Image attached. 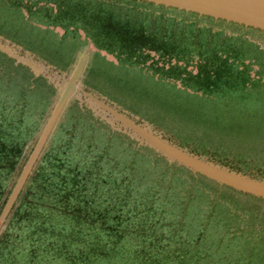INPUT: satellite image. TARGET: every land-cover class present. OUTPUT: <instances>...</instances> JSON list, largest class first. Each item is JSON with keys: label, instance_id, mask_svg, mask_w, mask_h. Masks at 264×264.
Here are the masks:
<instances>
[{"label": "water", "instance_id": "1", "mask_svg": "<svg viewBox=\"0 0 264 264\" xmlns=\"http://www.w3.org/2000/svg\"><path fill=\"white\" fill-rule=\"evenodd\" d=\"M0 51L197 219L212 264H264V0H0Z\"/></svg>", "mask_w": 264, "mask_h": 264}, {"label": "trees", "instance_id": "2", "mask_svg": "<svg viewBox=\"0 0 264 264\" xmlns=\"http://www.w3.org/2000/svg\"><path fill=\"white\" fill-rule=\"evenodd\" d=\"M0 56L7 60L10 69L22 70L26 74V79L24 77L23 81L36 83L40 80L50 91L51 89L55 90L44 77H34L27 66L21 63L15 64L14 59L1 51ZM20 86L23 90H20ZM22 92H25L23 82L22 84L18 83L12 77L0 74V205L2 199L9 193L7 188L31 157L35 148L33 140L36 139L41 127L40 122L45 115L44 112L31 114L34 120H31L30 116L29 118L25 117L30 113L27 111L26 114L23 113L24 103L27 100ZM75 104L77 107L79 106L77 103ZM78 108L79 115H85V112L90 114L86 108ZM25 118L26 124L21 121ZM89 120L94 119L90 116ZM93 122V128L95 124L99 126L97 122ZM64 128L66 127L63 125L59 129ZM106 132L107 136H111L109 130L106 129ZM115 135H120V133L115 132ZM122 136L135 143L125 135ZM60 148V143L54 144L52 141L44 150V155L29 178L24 192L17 195V207L9 214V228L13 224L24 223L23 229L27 234L38 237L39 240L53 239L56 250H60L70 264H101L103 260L113 257L115 251L120 248L122 251L123 246L140 251L150 263L158 262L157 264H159L166 259L168 262L172 259L170 263L187 264L180 250H178L180 255L177 250L173 253L165 250L167 249L166 245L172 241L166 239V236L162 237L160 233L150 229L144 231L141 229L144 226L141 227V225L137 229L127 228L121 218L119 219L120 216L117 215L125 212L119 210L121 207L118 199L119 193L115 192L116 190H113L115 194L110 191V194L107 195L108 199L100 202L97 189L101 181L97 180L99 173L95 166L93 171L89 170L85 173L82 170L83 159L76 157L75 154H71L69 157L62 156L63 158L60 159L58 158L60 156L57 157V150ZM141 149L145 148L137 147L136 151ZM154 155L156 156V153ZM155 156L153 158L157 163L163 162L164 159L161 158L162 161H157ZM165 165L169 166L166 168L168 170L176 167L175 164L167 162ZM63 169L67 170L66 176ZM190 176L194 179L191 173ZM198 178L202 181L206 179L202 175H199ZM209 181L211 182V180ZM89 182L95 187L89 185ZM174 244L180 245V243ZM31 249H33L31 252L34 253L37 246L32 245Z\"/></svg>", "mask_w": 264, "mask_h": 264}, {"label": "rangeland", "instance_id": "3", "mask_svg": "<svg viewBox=\"0 0 264 264\" xmlns=\"http://www.w3.org/2000/svg\"><path fill=\"white\" fill-rule=\"evenodd\" d=\"M0 74L10 76L18 83L22 84L23 82L25 92L22 94L27 100V104L24 103L23 113L26 114V111L30 113L25 117L29 118L30 116L31 120H34L31 114L45 113L44 119L40 122L41 127L35 137L36 139L33 140L35 145L39 138L46 133V128L50 127L49 133L43 138L41 150L30 169L25 176H23V172L26 165L20 169L7 188L9 193L2 199L0 212L9 195L12 194L22 178L23 182L16 195L24 192L29 178L33 175L44 155V150L53 141L54 144H61V148L57 150V157L60 156L58 158L75 154L76 157L83 159L82 170L85 173L89 170L93 171L95 166L99 173L97 180L101 181L97 189L100 202L108 199L107 195L110 194V191L116 190L115 192L119 193L118 199L121 206L119 210L125 212L117 215L120 216L119 219L121 218L127 228L137 229L141 225V227L144 226L141 228L144 231L150 229L160 233L162 237L166 236V239L172 241L166 245L167 249L165 250L171 251L170 253L176 250L178 253L180 250L187 264H212L210 237L204 227L148 171L109 139L79 119L63 102H60L55 92L50 91L40 80L36 83L23 81L24 77L26 79V74L22 70L10 69V65L3 56H0ZM21 89L22 86H20ZM21 121L26 124V118ZM63 125L66 128L59 129ZM62 171L66 176L67 170L63 169ZM124 180L128 181L124 182ZM89 185L93 186L91 183ZM16 200L17 196L1 224L0 264H70L60 250H56L53 239L39 240L38 237L27 234L23 229L24 223L13 224L9 228V214L17 207ZM174 243H180V245L177 246ZM32 245L37 246L34 253L31 252L33 250L31 249ZM120 250L115 251L113 257L103 260L101 264L109 262L115 264L158 263H150L149 260L147 262V257L143 256V253L141 254L140 251L138 252L129 246H123L122 251ZM178 254L180 255V253ZM170 261L168 262L166 259L159 264H175L170 263Z\"/></svg>", "mask_w": 264, "mask_h": 264}]
</instances>
